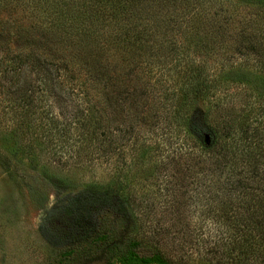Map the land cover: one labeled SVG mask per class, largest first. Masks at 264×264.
Returning <instances> with one entry per match:
<instances>
[{
  "label": "trees",
  "instance_id": "trees-1",
  "mask_svg": "<svg viewBox=\"0 0 264 264\" xmlns=\"http://www.w3.org/2000/svg\"><path fill=\"white\" fill-rule=\"evenodd\" d=\"M226 55L264 72V0H0V78L23 112L43 94L63 116L62 128L50 116L58 133L78 125L108 143L115 122L178 124L158 162L166 204L148 232L121 184L87 183L78 199L116 201L112 223L83 238L72 210L57 216L71 241L60 264H264V74L235 79L238 107L195 108L217 86L209 62Z\"/></svg>",
  "mask_w": 264,
  "mask_h": 264
},
{
  "label": "rangeland",
  "instance_id": "rangeland-1",
  "mask_svg": "<svg viewBox=\"0 0 264 264\" xmlns=\"http://www.w3.org/2000/svg\"><path fill=\"white\" fill-rule=\"evenodd\" d=\"M46 50L52 52L49 48ZM242 72L264 74L250 63L244 64L239 57L226 55L220 62L211 60L208 76L217 86L205 101L195 103V108L201 111L233 102L236 107L240 106L238 93L244 87L235 79L240 80ZM3 84L0 78V264H60L61 253L71 241L56 230L55 224L60 223L56 217L69 209L76 215L72 225L83 238L99 222L109 228L112 221L106 211L117 202L78 199L87 183L105 185L113 180L121 184L120 192L135 204H132L133 212L139 216L140 230L148 232L147 225L156 220L166 204L158 162L170 151L168 148L172 149L166 138L174 141L179 138L176 121L168 131L161 128L163 121L154 128L136 123L133 129H126L124 124L118 127L115 122L112 142L99 138L93 141L80 135L82 130H78V125L71 133H58L50 116L57 115L61 123L63 116L50 98L37 93L35 113L28 114L16 105L11 92H5ZM233 94L236 98H232ZM50 104L53 109L47 112ZM215 116L211 117L212 123ZM51 176L62 179L64 184L54 187L48 179ZM152 200L150 213V208L145 206ZM86 209L92 214L90 219ZM125 209L121 214H116L114 209L112 216L124 218ZM196 218L194 213L192 220Z\"/></svg>",
  "mask_w": 264,
  "mask_h": 264
},
{
  "label": "water",
  "instance_id": "water-1",
  "mask_svg": "<svg viewBox=\"0 0 264 264\" xmlns=\"http://www.w3.org/2000/svg\"><path fill=\"white\" fill-rule=\"evenodd\" d=\"M204 141H205L207 144L209 143V138H208L207 135L205 136Z\"/></svg>",
  "mask_w": 264,
  "mask_h": 264
}]
</instances>
